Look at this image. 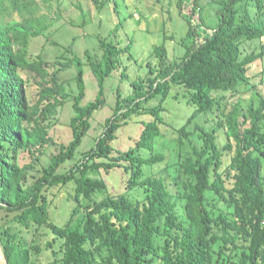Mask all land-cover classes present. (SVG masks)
Listing matches in <instances>:
<instances>
[{
  "label": "trees",
  "instance_id": "16d2710c",
  "mask_svg": "<svg viewBox=\"0 0 264 264\" xmlns=\"http://www.w3.org/2000/svg\"><path fill=\"white\" fill-rule=\"evenodd\" d=\"M91 1L98 10L110 1L117 7L115 0ZM188 6L190 13L184 12ZM177 7L187 24L180 40L184 54L167 60L164 40L156 44L158 64L147 62V73L130 81L131 93L117 90L102 133L76 159L94 112L105 105L106 78L119 68L130 43L120 48L118 41L99 38L101 57L86 51L98 90L94 100L83 103L81 57L61 56L66 61H54V73L40 56L28 57L29 39L47 25L35 15L37 0H0V210L5 213L0 245L8 264H40L41 227L59 240L53 253L61 264H264V95L249 75L257 64L264 75V0H177ZM250 42L254 46L247 51ZM70 66L77 87L71 97L72 136L27 184L32 163L21 165L18 156L53 142L44 121L69 96L57 74ZM23 71L40 77L34 103ZM173 85L185 90L194 107L177 127L162 116ZM248 93L246 104L227 101ZM154 99L158 102L149 104ZM209 112L217 118L211 129L196 123L188 128ZM135 117L142 124L138 139L125 150L116 148L112 142L118 132ZM71 160L74 164L60 171ZM162 163L163 169L153 172ZM114 168L127 175L120 193H111L102 175ZM171 169L175 193L164 176ZM70 182L75 205L64 225L57 226L50 221L45 190ZM137 190L141 198L130 195ZM178 201L183 214L176 210Z\"/></svg>",
  "mask_w": 264,
  "mask_h": 264
},
{
  "label": "rangeland",
  "instance_id": "374dc122",
  "mask_svg": "<svg viewBox=\"0 0 264 264\" xmlns=\"http://www.w3.org/2000/svg\"><path fill=\"white\" fill-rule=\"evenodd\" d=\"M117 2L116 10L114 3L110 1L101 10H98L91 0H37L38 10L35 15L44 19L47 23L40 35L33 36L28 42V57L37 59L38 56L48 63V72L54 73L56 65L54 61L60 59L66 61L65 57L73 55L81 57L85 65V97L83 103H88L95 99L98 85L87 65L86 51H89L93 57H101L102 50L99 47L98 39L107 38L119 42V47L124 48L130 43V51L121 55V65L112 75L106 78L104 84L105 105L96 110L91 119V128L83 137L82 144L77 150L76 159L81 154L89 150L97 137L104 129L105 121L112 116L113 106L116 102L117 90L123 96L131 93L130 81L137 76H144L147 73V62L157 65L158 60L153 56V48L164 40L167 49V60H179L184 54L185 49L180 44L181 37L185 36L187 24L179 13L177 0H115ZM205 3V0H201ZM184 12L190 13V7L184 9ZM197 15L193 17V22L197 23ZM117 27L115 33L111 31ZM165 37V38H163ZM254 46L253 42L245 44L247 51ZM130 56V58H129ZM259 64L255 69H250L249 75L253 76L252 82L264 95V81L260 72ZM126 69V77H121V72ZM255 70V71H254ZM256 73V74H254ZM75 69L73 66L67 67L65 70L58 72L57 77L65 84L69 93L67 100L57 108V112L51 120L44 121L49 126V135L53 142L43 145L39 150L33 149L32 152L23 151L18 156L21 165L32 163V168L27 174V184L32 183L40 176L41 169L49 162L51 154L57 152L60 143H67L72 131L69 126L70 117L72 115L71 97L77 94V87L74 78ZM23 77L27 80L28 97L31 103L38 99V82L40 77L33 71H23ZM255 75V76H254ZM249 93L246 96L238 97L228 96L227 101L239 99L243 104L248 101ZM185 90L177 85H173L171 94L164 102L165 111L162 113L163 118L171 126L177 127L182 125L186 118L193 111L194 107L189 105L186 100ZM158 99L149 101V104L157 103ZM141 117L130 119L127 126H124L117 134L112 144L120 150H125L137 140L142 129L140 123ZM149 119L148 116L143 117ZM136 120V121H135ZM135 121V122H133ZM217 121L215 112H209L208 115H199L194 122L188 127L193 129L194 124H198L205 129H211ZM48 122V123H47ZM220 139L223 135L219 132ZM166 137V141L169 140ZM191 138H193L191 136ZM159 142V140H158ZM43 152V153H42ZM168 154L169 149L165 148ZM38 156V159L35 158ZM173 157V156H172ZM169 157L168 160L173 158ZM75 160H71L63 164L60 171H65L74 164ZM164 163L156 165L153 172L158 174L163 169ZM151 170V167H147ZM147 171V170H146ZM172 169L170 173H164L166 182L173 193L176 187L172 184ZM102 175L108 184L111 193H120L125 190L127 175L122 168H114L109 173L102 171ZM74 182H70L64 186H56L45 190V194L50 200L48 208L50 221L57 226H63L67 221L71 209L75 202L73 200ZM133 197L141 198V190L130 193ZM220 206H223L220 203ZM176 210L183 214L182 203L177 202ZM5 213L0 210V217ZM41 236L39 238V255L36 261L40 264H61L55 261V257L59 256L53 253L59 247V240L46 227H41ZM44 232V233H43ZM55 239V240H54ZM52 244L48 246L49 242ZM161 245V240H159ZM98 264V263H97Z\"/></svg>",
  "mask_w": 264,
  "mask_h": 264
},
{
  "label": "water",
  "instance_id": "95a60500",
  "mask_svg": "<svg viewBox=\"0 0 264 264\" xmlns=\"http://www.w3.org/2000/svg\"><path fill=\"white\" fill-rule=\"evenodd\" d=\"M0 264H8L6 256L3 252L1 245H0Z\"/></svg>",
  "mask_w": 264,
  "mask_h": 264
}]
</instances>
